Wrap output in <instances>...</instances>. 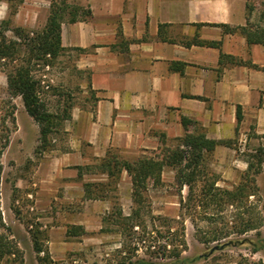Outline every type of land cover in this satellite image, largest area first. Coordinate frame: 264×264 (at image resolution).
Wrapping results in <instances>:
<instances>
[{"label": "crops", "instance_id": "crops-1", "mask_svg": "<svg viewBox=\"0 0 264 264\" xmlns=\"http://www.w3.org/2000/svg\"><path fill=\"white\" fill-rule=\"evenodd\" d=\"M71 1L89 14L61 21V46L76 53L75 67L85 74L86 89L69 108L59 130L62 140L12 177L29 211L52 221L45 241L53 260L99 239L102 215L116 196L121 211L129 209L131 181L125 170L111 188L114 198L106 195L107 189L104 197H85V182L108 180L100 167L108 150L133 160L160 148L161 136L166 144L185 132L230 140L211 151L220 173L215 185L230 188L248 163L242 154L246 137L264 149V45L248 43L239 29L225 32L219 26H244L246 0ZM194 36L218 46L188 43ZM220 54L242 62H219ZM2 78L0 73V94L7 90ZM181 117L192 123L184 127ZM20 127L18 123L17 131ZM13 143L7 140L6 157ZM5 159L6 170L13 172ZM2 174L3 169L0 183ZM71 225L90 232L88 237L68 235Z\"/></svg>", "mask_w": 264, "mask_h": 264}, {"label": "rangeland", "instance_id": "rangeland-1", "mask_svg": "<svg viewBox=\"0 0 264 264\" xmlns=\"http://www.w3.org/2000/svg\"><path fill=\"white\" fill-rule=\"evenodd\" d=\"M51 1L0 0V39L4 36L5 41H11L16 48L11 59H0L2 81L6 78L7 70L21 63L23 56L29 55L22 45L23 41L14 33V28H21L24 32L40 31L49 15ZM53 1L60 4L59 0ZM249 2L252 6L248 15L249 24L264 26V0ZM63 4H60L64 7L62 20L84 14L81 10L75 11L77 5L71 0H65ZM75 56V52L62 49L55 57L47 54L30 63V74L37 81L39 100L45 111L53 116L48 120L50 132L44 147L39 141L38 123L27 118L20 96L9 93L7 82V90L0 94V153L3 154V164L0 165V177L3 169L0 235L13 251L4 254L0 264H131L140 259L166 264L175 260L176 252L180 258L193 259L177 264H256L259 261L264 264V245L261 242L264 239V158L258 165L257 150H248L257 145L247 137L243 142L245 149L242 154L252 165L248 172L246 166L238 173L230 188L215 185L220 173L212 164L211 152L203 154L201 165L189 185L177 180L175 169L164 167L161 183L156 186L148 183L139 217L129 220L126 229L120 222L104 220L99 239L84 245L83 249L75 250L72 256L65 259L53 260L49 257L45 240L47 226L52 221L41 220L40 214L29 211L28 201L20 196L21 187L15 185L12 177L21 175V169L27 166L28 161L35 162L58 139L62 140L64 133L59 132L65 122L62 117L69 114V105L71 107L79 102L86 89L85 74L76 69ZM18 123L21 129L17 131ZM11 138L14 143L7 157L13 165V172L5 167V145ZM173 144L174 141H170L167 145ZM24 158L26 160L22 163ZM256 169L258 172L253 173ZM250 177L256 191L251 194L250 188H247L238 200L231 201L223 193L211 200L203 190L204 185L214 179L215 186L230 190ZM116 181L104 186L102 192L107 189L106 195L114 198L111 188H115ZM106 182L108 180L103 183ZM113 201L114 206L102 218H107L114 208L121 209L117 196ZM133 206L131 201L129 209L124 213L121 211L122 214L129 215ZM249 224H258L259 227L246 230ZM84 233L86 238L90 232ZM215 245L222 247L209 252ZM37 246L40 248L38 251L35 249ZM254 246H258L256 251Z\"/></svg>", "mask_w": 264, "mask_h": 264}, {"label": "trees", "instance_id": "trees-1", "mask_svg": "<svg viewBox=\"0 0 264 264\" xmlns=\"http://www.w3.org/2000/svg\"><path fill=\"white\" fill-rule=\"evenodd\" d=\"M60 4H63L65 0H59ZM51 1V9L47 16L46 23L40 31H28L24 32L21 28H14V33L19 39H21L22 45L28 50L29 55L21 58V63L16 64L10 70L5 72L8 91L11 95H18L21 98L23 107L27 114L32 117L39 126V141L41 146L47 143L48 134L50 132V123L48 120L52 118L51 114L45 111L43 103L39 100L37 94V81L30 74V63L34 59L45 57L49 55L55 57L57 53L62 50L60 40V23L62 21L63 6ZM64 5V4H63ZM80 10L79 6L75 7V11ZM252 11V6L249 0H246V12L247 22L244 26L229 27L224 24H219L223 31H232L233 29H239L246 37L248 43H259L264 45V26H252L248 22V15ZM85 15L89 14L88 10H82ZM72 11L69 14L72 15ZM264 18V14L262 16ZM73 15L70 20H75ZM31 33V34H30ZM31 35V36H30ZM188 43H195L199 45H212L218 46L217 41L200 40L194 36ZM16 51L14 43L11 41L6 42L4 36L0 39V59L12 58V55ZM224 58H229L233 62L241 63V60H237L230 55L220 54L219 62H222ZM245 64L257 67L250 63V61H244ZM70 108V105H69ZM63 119L69 118V114H64ZM242 118L240 107L236 108V120L240 122ZM181 123L184 127L187 124L192 123L185 117H181ZM173 146L167 145L165 139L161 136L162 146L157 150L152 151L150 154H143L139 157L128 160L119 157L113 151L108 150L105 157L101 160L100 167L105 171L108 182H85L83 184L85 197L88 198H101L104 197L102 188L110 184V182L116 181L118 174L121 170H125L130 177L131 181V201L133 208L131 213L127 216L122 214L120 208H114L113 211L103 218L104 220H112L120 222L122 225L128 226L129 220L134 217H139L140 208L145 202V192L150 182L151 186H156L161 183V173L164 167H171L176 170V178L181 184L189 185L193 181L195 174L201 165L203 154L211 152L217 144L229 145V141L215 140L205 137L203 132L190 133L185 132L182 136L175 138ZM259 154L257 157V164L259 165L264 158V149H257ZM252 163H247L248 172ZM258 172L254 170L253 173ZM216 179L211 181L208 185H204L203 190L209 194L211 200L215 199L217 194L223 193L231 201L238 200L242 197L247 188H250L251 194L256 191L253 180L246 178L245 183L236 186L233 189L219 188L214 185ZM221 196V195H220ZM132 224H130L131 226ZM258 224H249L246 226V230L258 229ZM102 230V228H101ZM104 230V228H103ZM68 235H78L84 233V230L79 225H71L66 229ZM264 245V239L261 240ZM10 244L3 242L0 235V258L6 253H13L10 250ZM36 251L40 250L37 246ZM256 251L258 246H254ZM175 260L166 264H177L183 261L191 262L193 259L180 258L178 252L175 253ZM131 264H161L158 262H148L145 260H136ZM256 264H263L261 261Z\"/></svg>", "mask_w": 264, "mask_h": 264}, {"label": "water", "instance_id": "water-1", "mask_svg": "<svg viewBox=\"0 0 264 264\" xmlns=\"http://www.w3.org/2000/svg\"><path fill=\"white\" fill-rule=\"evenodd\" d=\"M221 247H222L221 245H220V246H217V245L212 246V247L210 248L209 252H212L213 250L218 249V248H221Z\"/></svg>", "mask_w": 264, "mask_h": 264}]
</instances>
